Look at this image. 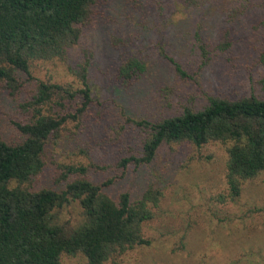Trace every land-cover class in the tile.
Instances as JSON below:
<instances>
[{
  "label": "rangeland",
  "instance_id": "obj_1",
  "mask_svg": "<svg viewBox=\"0 0 264 264\" xmlns=\"http://www.w3.org/2000/svg\"><path fill=\"white\" fill-rule=\"evenodd\" d=\"M263 2L99 0L65 59L34 60L30 74L16 70L14 93L0 80V135L17 144L25 138L18 123L32 115L23 104L33 99L38 82L78 89V73L87 66L93 100L81 127L70 123L60 139L47 143L42 171L24 187L63 190L77 177L65 179L66 167L84 165L97 184L114 179L104 188L114 199L129 192L136 201L149 187L159 189L155 216L143 224L151 244L130 250L120 264H264V172L246 180L233 200L226 179L229 143H163L150 164H121L141 156L149 136L128 118L157 122L185 107L202 109L211 96L264 98ZM227 40L231 45L222 49ZM129 58L146 61L148 68L124 81L119 68ZM78 102L80 97L67 106ZM58 215L76 225L83 209L72 201ZM61 261L88 264L82 254H64Z\"/></svg>",
  "mask_w": 264,
  "mask_h": 264
},
{
  "label": "trees",
  "instance_id": "obj_2",
  "mask_svg": "<svg viewBox=\"0 0 264 264\" xmlns=\"http://www.w3.org/2000/svg\"><path fill=\"white\" fill-rule=\"evenodd\" d=\"M98 1L0 0V80L14 93L19 86L16 70L30 74L34 60L65 59ZM229 45L227 40L220 47ZM260 62L264 64V52ZM147 68L146 61L129 58L120 66L119 76L130 81ZM176 69L187 77L180 64ZM78 75L82 81L78 89L39 81L33 99L23 104L32 108L31 120L18 123L24 140L11 144L0 135V264H62L64 254H82L88 264H120L118 260L130 250L151 244L143 224L155 216L153 207L162 196L159 189L149 187L136 201L129 192L114 199L104 190L114 179L97 184L86 177L89 168L84 165L66 167L65 179L77 177L63 190L24 187L42 171L47 143L60 139L70 123L78 129L82 125L93 100L86 64ZM77 97L80 102L69 109L68 102ZM128 121L147 129L149 136L142 155L125 158L122 165L131 160L150 164L163 143L188 141L197 147L213 141L229 143L226 179L233 200L241 195L246 180L264 172V98L256 94L234 100L211 96L199 110L185 107L181 114L157 122ZM72 201L83 209L76 225L58 215Z\"/></svg>",
  "mask_w": 264,
  "mask_h": 264
}]
</instances>
